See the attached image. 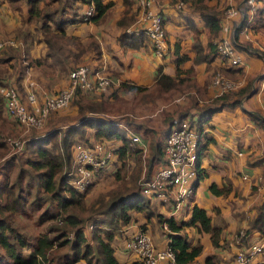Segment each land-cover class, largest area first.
Instances as JSON below:
<instances>
[{"label": "crops", "instance_id": "obj_1", "mask_svg": "<svg viewBox=\"0 0 264 264\" xmlns=\"http://www.w3.org/2000/svg\"><path fill=\"white\" fill-rule=\"evenodd\" d=\"M178 1H153V9L158 10L163 16V26L166 31L167 47L165 52L159 55L152 50L151 43L146 37L137 47H126L119 42L122 32L137 28L136 21L140 10L135 0H102L109 7L101 20L95 23L92 20L79 19L76 22L67 23L64 27L63 38L58 40L56 47L51 51L47 47L42 31L35 28V22L29 23V4L26 0H0V41L14 40L15 47L19 48L18 52L21 55L18 60L15 58L8 61L0 60V81L4 71H7V74L19 85L18 91L21 98L26 100V94L29 91L37 94L55 92L68 83V73L73 67L78 64H89L93 72L108 76L110 84L103 92L78 91L74 101L102 99L116 109L127 106L133 108L137 103L143 105L152 103L153 99L145 98L144 95L154 83L158 67H161L162 71L170 76L184 78L185 86L182 91L173 92L165 101L160 98L156 99V103L161 104L164 101L163 105L166 110L179 103L180 106H187L186 109H193L192 113H194L195 103L202 105L219 95V91L210 85V79L217 70L231 68L227 75L234 78L243 75L245 80L242 85L251 82L254 92L244 98L240 106L217 111L202 123L204 132L211 138L199 160V166L204 174L198 181L195 180L193 199H188L182 207V217L174 218L178 223L188 220L193 204L204 207L210 214L218 210L220 215L218 222L221 225L218 245L211 243L209 232H200L195 224L187 223L183 230L186 231L191 244L200 243L202 246L201 252L192 264H205V257L209 254L215 256L214 261L217 264H231L232 255L244 248L248 242L262 241L264 243V234L259 233L256 228H249V220L255 215L256 205L264 195V127L247 114V111H259L264 114V60L255 53L249 52L245 44H239L237 54L240 64L228 65L208 46L210 40L215 44L222 37L221 27L217 35L211 37L196 4L191 0H182V3L178 5ZM242 1L204 0V3L220 11L219 21L222 24L224 9L227 6L238 5ZM46 2L55 7L56 12L53 17L57 22L72 18L74 10L78 14L82 13L86 7V3L82 0H46ZM259 15L261 19V14ZM41 20L38 19L37 23ZM55 21L47 22L53 33L58 31ZM228 23L235 30L238 20L234 18ZM254 26L256 28L254 27L249 32L250 40L245 41L250 48L264 51V25L261 26V23L257 21ZM69 37L71 39H68ZM234 38L239 41L244 40L239 30ZM3 48H0V54L3 53ZM180 56H185V58L178 63L177 69L175 60ZM196 56L199 57L198 61ZM9 64H12V67L8 68ZM121 82L140 85L146 89L142 92L127 90L119 87ZM77 108L78 106L73 102L70 106L54 112L53 116L75 115ZM184 110L181 107L177 112H171L173 117L169 119L167 126L173 119L180 118L185 113ZM4 120L10 122L13 119L6 114ZM123 121L121 118L120 123L125 125ZM135 122L140 124L141 121ZM147 126L151 127V124ZM88 129L91 131L88 134L89 138L92 139L93 128ZM121 130L129 140L130 133H138L134 130L130 132ZM146 133L149 136L148 132ZM139 135L143 144L138 142L133 144L142 147L139 174L145 171L148 175L145 157L156 140L151 143L145 134L139 132ZM108 140L113 142L116 148L123 143L122 138ZM203 142L204 139H201V143ZM132 155L135 154L127 152L126 158ZM119 162L115 151L110 165L116 169ZM154 166L155 164L149 169L150 173ZM202 181L208 188L210 183L215 182L217 185H229L230 189L227 194H215L209 188L210 194H215L218 199L209 194L212 202L204 204L206 199L204 194L202 195L203 187L200 184ZM146 197L152 204V209L161 214V219L156 214L147 217L142 211L132 210L128 221L120 222L119 220L114 229H110L112 228L110 226L104 227L112 233L113 253L119 264H132L138 261L136 252L127 244L129 238L140 227L148 232L155 246L164 247L169 243V232L163 229L162 221L172 217L170 215L171 204L154 197ZM242 227L248 228L247 237L250 235L249 239L245 237L243 240L238 237V230L243 231ZM85 235L91 242L90 231H85ZM101 235L104 237V233ZM253 260H255L253 264H264V251L256 254ZM158 264H163V262Z\"/></svg>", "mask_w": 264, "mask_h": 264}, {"label": "trees", "instance_id": "obj_2", "mask_svg": "<svg viewBox=\"0 0 264 264\" xmlns=\"http://www.w3.org/2000/svg\"><path fill=\"white\" fill-rule=\"evenodd\" d=\"M82 1L86 3V6L91 2L94 3L96 12L91 17V20L95 23L101 20L109 7L108 4H104L102 0ZM191 1L199 8L211 37L216 36L221 27L219 21L220 11L208 7L204 3V0ZM26 2L29 4V23L35 22V24H37L38 19H42L38 26L35 25V28L42 31L49 51L56 47L55 44L59 39L63 38L64 27L67 23L76 22L79 19L82 20V13L78 14L77 11L74 10L72 12V18L57 22L53 17L56 9L52 7L49 2H46V0H26ZM257 3L258 8L255 14V22L257 23L258 21L262 26L264 25V2L263 0H257ZM259 14H261V19ZM51 20L56 22L55 26L57 27L58 34L56 32L53 33L50 24L47 23ZM254 27L256 28V26L252 25L251 30L254 29ZM237 31L238 28L235 29V35ZM144 37L150 42L147 34L143 31H138L136 33L125 31L120 34L119 42L126 47H137L142 44L145 39ZM68 39L71 38L69 37ZM5 46L6 47L3 46L4 48L2 47L3 53L0 54V60L8 61L12 58L17 60L20 58L21 55L18 52L19 48L8 44ZM208 46L210 50L216 53L215 44L212 40L208 42ZM245 48L264 60V51L250 48L249 46ZM184 58L185 56H180L175 60L177 69L178 63ZM198 59L199 57L196 56L197 61ZM9 67H12V64H9L8 68ZM229 69L223 70L227 74ZM1 85H11L17 89L19 87L16 80L8 75L7 71H4V75L0 81V86ZM183 86H185L184 78L170 76L163 72L161 67H158L155 81L149 89L147 88L148 90L144 96L145 98H151L153 100L158 98L166 100L173 92L177 90L182 91ZM119 87L127 90H135L137 92H142L146 89L143 86L128 82H121ZM253 92L252 84L248 82L235 90L220 93L214 98L207 100L202 105L195 103L194 106L199 108L197 115H184L186 114V109L184 110L185 113L182 115L180 114V118L189 117L192 121L201 124L208 120L211 114L217 111L240 106L242 100ZM75 96L70 101V104L73 102L76 103L78 106L77 114L70 117V121L67 122L63 129L61 126H55L48 129V132L44 135L40 134L29 138L26 141V146L31 148L30 155L27 156L25 161L27 167H20L14 183L9 182L7 177L0 183V264H44V260L47 258V253L53 243H56L58 246L69 244L73 254L72 257L65 259L64 264H75L80 257L90 262L94 256H96L100 264H119L113 253V246L111 244L112 233L107 230L103 237L100 232L103 230L102 227L93 226L90 229V242L85 235L83 227L85 221L91 219L97 221L95 215L98 212H104L110 214L107 222L117 223L119 220L120 222H124L129 220L132 210L142 211L147 217H150L153 213L158 215L159 218L161 217L160 213L155 212V210L151 208L150 201L139 189L136 177L139 175V169H141L139 162L141 161L142 147L137 145L134 146L133 144L132 146L130 140L120 129L118 119L112 118V114L119 110L111 107L108 102L102 99L98 101L83 100L85 102L77 100L76 102V100L74 101ZM70 104L68 106H70ZM6 114L9 115L6 109L5 98L0 95V126L4 124L3 121L6 118ZM51 114H54V112ZM247 114L260 126L264 127V114H261L259 111H247ZM174 122L172 120L171 124ZM171 124L166 129V133ZM89 127L93 128L92 133L94 136L92 139L86 135V138H84L85 142H76L72 144L74 139L73 136H75V134H82L85 129ZM103 138H122L123 143L116 148L120 165L115 169V177L119 181V184L108 192L107 198H100L97 204L87 206L85 191H79L69 181L71 175L68 174V171L71 170L73 148L77 143L92 145L94 141ZM202 139H204V142L200 143L196 160L197 181L204 174V171H202L199 166L200 156L211 138L207 136L206 132H203ZM1 142L5 143L2 138H0V143ZM50 142L51 144L48 145ZM163 145L164 138L162 142L156 140L151 146L148 154H146L145 165L148 172L146 176H150L153 171L163 163ZM127 152L135 154L138 160L136 170L133 171L130 178L126 177L128 169V163L126 161ZM153 164H155V166L150 173L149 169ZM135 173L136 175H134ZM30 186H35L36 193L38 191L44 192L46 195L45 200L50 201L55 207V211H51L49 206L41 210L40 217L47 216L44 218H52L55 223H53L48 230L43 231L37 236L33 243H29V241L21 235L11 219L13 215L23 214L27 210L28 188ZM209 188L215 194H227L230 186L226 184L217 185L215 182H212L209 184ZM34 202L35 199L31 201V204ZM219 217L218 210L215 211L214 214H210L204 207L193 204L191 215L188 220H183L178 223L175 221L174 217L166 219L171 229V232H169V246L174 252L175 264H192L202 248L200 243H190L186 231L183 230L184 225L192 223L195 224L200 232H209L211 243L213 245H218L221 237V225L218 222ZM68 227L72 230L68 229ZM249 228H256L259 233L264 234V195L256 205V213L249 221ZM49 231L54 232L53 235H50ZM70 231H72L74 236H69ZM238 232L239 238H243L242 236L247 237L248 228L245 230L243 229L242 233H240L239 230ZM250 243L251 241L244 247ZM26 246L28 251L25 254L22 250ZM79 250H81L80 253ZM214 258L215 256L213 254L207 255L204 260L205 264H217ZM132 264H139V262L136 260Z\"/></svg>", "mask_w": 264, "mask_h": 264}, {"label": "built area", "instance_id": "obj_3", "mask_svg": "<svg viewBox=\"0 0 264 264\" xmlns=\"http://www.w3.org/2000/svg\"><path fill=\"white\" fill-rule=\"evenodd\" d=\"M153 1L135 0L140 10L136 21L137 28L128 32H145L154 52L161 55L167 47L166 31L162 14L153 9ZM178 2L180 5L182 0ZM257 8V0H243V3L228 6L223 11L224 21L221 24L223 35L215 42V50L230 66L240 64L237 46L241 40L234 38L235 30L228 22L236 18L238 23L235 29L238 28L244 40H250L249 32L255 23ZM95 12L94 3L91 2L82 12V20L90 21ZM7 44L15 46L16 42L11 39L2 40L0 48ZM243 81L244 79L230 77L224 71H216L210 79V85L220 94L241 87ZM109 84L108 76L93 72L87 64H78L69 71L68 83L53 93L37 94L29 91L26 100H23L16 87L1 85L0 95L5 98L7 112L16 122L27 128L38 127L49 114L67 107L78 91L103 92ZM204 131L202 123L192 121L189 117L180 118L171 124L164 137L163 163L150 176L142 175L138 181L139 189L144 195L171 204L170 215L175 219L182 217V207L195 190L196 160ZM128 137L130 142L143 144L139 133H130ZM4 140L11 144L15 152L21 151L25 142L23 139L9 137H4ZM115 148L113 142L104 138L94 141L92 145L75 144L72 168L68 171L71 175L69 181L79 191L85 190L111 163ZM162 227L165 231L171 232L166 219L162 221ZM69 236H72V231L69 232ZM127 245L136 252L139 264H158L161 261L163 264H175L174 252L169 243L164 247L155 246L148 232L141 227L129 238ZM263 245L262 241H252L235 252L231 264H253L254 256L264 251Z\"/></svg>", "mask_w": 264, "mask_h": 264}, {"label": "rangeland", "instance_id": "obj_4", "mask_svg": "<svg viewBox=\"0 0 264 264\" xmlns=\"http://www.w3.org/2000/svg\"><path fill=\"white\" fill-rule=\"evenodd\" d=\"M264 2V0H263ZM228 7V6H227ZM39 22L36 24L38 26ZM34 25V24H33ZM247 41L241 40L240 44L249 46ZM241 49V47H239ZM26 52V49H25ZM27 53V52H26ZM217 71H224L223 69H219ZM232 77V76H230ZM234 78V77H232ZM238 78L244 79L243 75H240ZM250 79V78H249ZM245 80V79H244ZM244 84V83H242ZM165 101V99H162ZM160 104L156 103L155 100H151V104L143 105L141 103L134 104L133 108L127 106L125 108H119L118 112L115 114H112V118H116L119 121V126L121 129H124L127 132H130V130H134L136 132H141L143 135L147 134L148 132L149 136H147L148 139H150L151 143L154 140H159L162 142L165 134L166 129L168 128L167 123L169 122V119L173 117L171 112H177L182 107L183 110L186 109L187 106L179 105V103L176 104V106L172 107L169 110H166V107H164L163 102ZM176 109V110H175ZM191 109V108H190ZM195 112L192 113L193 109L189 110L187 109V113L184 115L192 116L197 115L199 108L195 107ZM154 114H151L153 113ZM180 112V111H179ZM178 112V113H179ZM144 113V114H142ZM70 117L72 115L68 114H59L54 115L50 114L44 121V123L41 126L38 127H25L22 124H19L18 122H15L14 120L8 122L7 120H4L3 122L5 124H2L0 127V138L3 139L5 143H0V183L4 181L5 177H7L8 181L11 183H14L15 177L19 172L20 167L26 168L27 164L25 163L27 156L30 155V147L26 146V141L31 138L35 137L37 135H44L48 132V128L52 126H61L62 129L65 127L68 121H70ZM123 119L124 124L120 123V119ZM179 118L173 119V122L178 120ZM73 120V119H71ZM141 121L140 124L135 121ZM151 124V127L147 126ZM141 125V126H140ZM140 126V127H139ZM162 126V127H161ZM89 129H85V131L82 134H75L73 143L76 142H85L86 135L89 134ZM89 136V135H88ZM4 137H9L11 139H23L25 141V144L23 145V148L19 152H15L12 148L11 144L4 140ZM58 140V137H57ZM90 141V139H89ZM51 142L48 144L50 145ZM134 144V143H131ZM136 155L129 156L126 158V161L128 163V169L126 172V177H131L133 171L136 170V167L138 165V160L136 159ZM120 165V162H119ZM117 166V165H116ZM140 166V165H139ZM71 168H72V159H71ZM110 170H107L109 169ZM140 170V169H139ZM143 171V170H142ZM140 173V172H139ZM136 175V173L134 174ZM145 176V171L141 174L137 175L136 180L137 183L141 176ZM27 178V177H26ZM128 179V178H127ZM26 182V181H25ZM117 184H119V181L115 177V168H113L110 163L107 165L105 169H103L97 177L94 179V181L89 184L88 187H86L85 190V199H86V205H95L98 203L100 198H107L108 192L113 189ZM203 187L202 195L205 196L204 204H210L212 202V198L209 196L210 190L208 186H205L203 184V181L200 183ZM215 199H218V197L215 194H210ZM45 193L42 191H38L36 193L35 186H30L28 188V207L27 210L23 214H15L11 217L14 226L20 231L21 235L24 236V238L29 241V243H33L37 236H39L43 231L48 230V228L55 223L54 219L52 218H44L40 217L41 210H43L45 207H50L49 209L51 211H55V207L53 204H51L50 201L45 200ZM35 199V202L31 204V201ZM187 199L192 200L193 196H189ZM203 202V199L201 200ZM150 206L152 208V204L150 203ZM54 213V212H53ZM153 215H155L153 213ZM95 221L94 219L86 220L84 223V231H90V229L93 226H100L103 230H101V233H105L107 230H105V226H110L114 229L117 227L118 222H107L108 218L110 217V214L104 213V212H98L95 215ZM100 220V221H99ZM58 222H61L57 220ZM250 221V220H249ZM244 230L245 227H242ZM68 229H71L68 227ZM109 229V228H107ZM72 230V229H71ZM54 232H50V235H53ZM239 234V232L237 233ZM245 235V234H244ZM74 236V234H72ZM243 240L245 236H242ZM250 238V235L247 237V239ZM23 253H27L28 248L27 246L23 248ZM81 250H79V253ZM72 250L69 247V244L58 246L56 243H53L51 246L49 252L47 253V258L44 260V264H64L65 259L68 257H72ZM234 254L232 255V257ZM80 261H83L80 263ZM100 264L99 261L96 259V256L92 258L90 262L88 260L84 259L83 257H80L78 261H76L75 264Z\"/></svg>", "mask_w": 264, "mask_h": 264}]
</instances>
